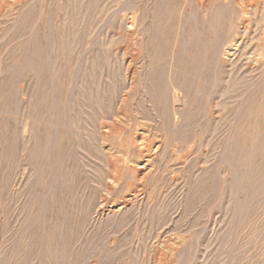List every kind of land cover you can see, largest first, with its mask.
<instances>
[{"label": "rangeland", "instance_id": "1", "mask_svg": "<svg viewBox=\"0 0 264 264\" xmlns=\"http://www.w3.org/2000/svg\"><path fill=\"white\" fill-rule=\"evenodd\" d=\"M0 264H264V0H0Z\"/></svg>", "mask_w": 264, "mask_h": 264}]
</instances>
